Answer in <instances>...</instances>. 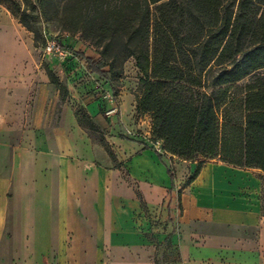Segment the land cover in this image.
<instances>
[{
  "label": "crops",
  "instance_id": "crops-1",
  "mask_svg": "<svg viewBox=\"0 0 264 264\" xmlns=\"http://www.w3.org/2000/svg\"><path fill=\"white\" fill-rule=\"evenodd\" d=\"M13 18L0 5V264H156L167 241L183 264L257 261L234 258L243 238L222 231H262L261 170L206 161L188 184L198 162L140 141L123 165L100 162L66 122L52 128L57 97L30 76L33 47L7 45ZM138 118L151 139V117ZM240 190L248 194L235 199Z\"/></svg>",
  "mask_w": 264,
  "mask_h": 264
},
{
  "label": "trees",
  "instance_id": "trees-1",
  "mask_svg": "<svg viewBox=\"0 0 264 264\" xmlns=\"http://www.w3.org/2000/svg\"><path fill=\"white\" fill-rule=\"evenodd\" d=\"M0 5L35 36L30 19L60 18L96 50L99 59H88L91 71L116 92L132 59L139 72L133 92L137 117H151L150 140L161 143L166 154L198 162L188 184L206 161L264 173V0H39L37 7L31 0H0ZM31 8L39 13L30 15ZM85 120L93 129L88 116L79 118L80 125ZM166 245L180 257L171 242Z\"/></svg>",
  "mask_w": 264,
  "mask_h": 264
},
{
  "label": "rangeland",
  "instance_id": "rangeland-1",
  "mask_svg": "<svg viewBox=\"0 0 264 264\" xmlns=\"http://www.w3.org/2000/svg\"><path fill=\"white\" fill-rule=\"evenodd\" d=\"M31 1L33 7H37L39 0ZM29 13L37 15L39 9L31 8ZM13 19L14 27L6 33L10 34L7 45L33 47L37 66L34 72H30V76L38 80L45 79L51 87V94L57 97L55 112L50 118L52 128L59 126L60 122H66L69 132L77 137L78 144L85 145L94 152L97 160L107 161L108 166L114 168L123 165L129 158V146L135 142L140 141L153 149L157 148L158 143L153 144L150 138L146 139L148 136L143 132L145 125L141 123V128L138 127L139 118L133 92L139 82V72L132 59L125 64L124 78L117 85L116 92L108 80L91 71L88 59L96 60L99 57L96 50L84 43L79 34L69 32L60 18L30 19L37 30L36 36L20 23L19 18ZM48 40H56L64 45V50L68 52L65 59L45 53L44 47ZM26 69H31L29 63ZM26 103L27 100H24L21 109ZM85 116L90 118L93 129L89 128L90 124L86 120L84 125H80L79 118ZM247 194L245 190H240L234 198ZM154 223L156 231L161 232L164 224L161 218ZM261 229V232L243 228L223 230L225 234L243 238L240 241L241 247L233 249L232 256L238 258V255L252 253L257 256L253 264H264V224ZM260 236L259 243L253 241ZM157 259L158 264H183L181 253L178 258L175 251L166 244L158 247ZM233 263L241 264L236 261Z\"/></svg>",
  "mask_w": 264,
  "mask_h": 264
},
{
  "label": "built area",
  "instance_id": "built-area-1",
  "mask_svg": "<svg viewBox=\"0 0 264 264\" xmlns=\"http://www.w3.org/2000/svg\"><path fill=\"white\" fill-rule=\"evenodd\" d=\"M64 45L61 44L59 41L56 40H48L45 44V53L47 55L55 56L61 60L65 59L68 55L64 50Z\"/></svg>",
  "mask_w": 264,
  "mask_h": 264
}]
</instances>
